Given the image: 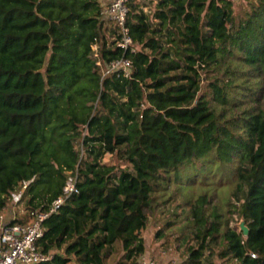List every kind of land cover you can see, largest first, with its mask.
Returning <instances> with one entry per match:
<instances>
[{
	"label": "trees",
	"instance_id": "16d2710c",
	"mask_svg": "<svg viewBox=\"0 0 264 264\" xmlns=\"http://www.w3.org/2000/svg\"><path fill=\"white\" fill-rule=\"evenodd\" d=\"M234 1L130 3L125 51L103 0H0V211L20 184L27 210L78 189L45 220L38 264H106L117 243L140 264L150 212L184 215L185 264H264V0ZM124 55L131 77L104 75Z\"/></svg>",
	"mask_w": 264,
	"mask_h": 264
},
{
	"label": "built area",
	"instance_id": "2783aa9c",
	"mask_svg": "<svg viewBox=\"0 0 264 264\" xmlns=\"http://www.w3.org/2000/svg\"><path fill=\"white\" fill-rule=\"evenodd\" d=\"M130 3L140 5L144 10L148 3H157V0H103L101 15L106 22L114 25L117 34L113 39L121 49L134 50V39L127 25ZM146 5V6H145ZM97 52V44L93 45ZM101 66V62H97ZM133 70L132 61L125 55L112 60L104 75L118 72L124 77H131ZM144 106V105H143ZM28 188L27 184H20L13 192L10 204L20 206ZM63 194L56 198L47 209H29L25 212V219L16 222V218L9 220L6 214L0 211V264H38L51 258V253H44L38 245L39 239L44 233L45 220L57 212L66 200L75 192H78L75 178H70L64 187ZM170 250V249H169ZM254 256V254H253ZM140 264H179L176 259L160 260L148 254H143Z\"/></svg>",
	"mask_w": 264,
	"mask_h": 264
},
{
	"label": "rangeland",
	"instance_id": "374dc122",
	"mask_svg": "<svg viewBox=\"0 0 264 264\" xmlns=\"http://www.w3.org/2000/svg\"><path fill=\"white\" fill-rule=\"evenodd\" d=\"M248 1L249 0H235V10L241 11L243 8H248ZM253 1V0H251ZM154 3H148L145 11L149 12L151 11V9L155 8ZM107 25H109L107 23ZM112 25L110 24V27ZM105 161L107 162H116V163H120L119 160H117V158L115 159V157L107 155L105 157ZM183 189H186L187 186L183 185L181 186ZM226 188L223 189H219V196H217L216 194H214V202H220L221 199L224 197L225 193H226ZM230 190V189H229ZM181 199L178 197V201L177 200H173L174 204H177ZM27 199L23 200V202L20 204V212H26L27 210ZM161 209H165L164 213H166L167 211H171L173 210L172 205L170 204L169 207L166 206L165 208H161ZM227 209V208H225ZM231 210H234V207L230 208ZM182 208H178V212L181 211ZM228 210V209H227ZM22 214V213H21ZM151 214V221L149 224V229L147 231V236H149V238L151 237H155L157 240H155L156 242H158V246L160 248V251H163V254L168 253V259L169 258H174L177 260V262L179 264H185L186 260L188 259L190 253H191V248L192 247H198L197 244V240L194 238V236L191 234L190 229L187 228L185 229V222L184 221V215L182 216H174V215H159V212L157 213H152ZM170 216V217H169ZM230 217V226L234 227L237 230H241L240 229V222L242 220V217L238 214V213H230L229 214ZM160 219V220H159ZM171 221L172 225H174L173 227H171V229H166L164 230L163 236L161 238L157 237V232L158 230H160V228H163L166 224V222ZM185 229V231H184ZM184 231V232H183ZM170 249V250H169ZM114 257L112 260V263L115 264H123L124 262V257H123V250L121 247L120 243H117L114 248ZM118 253V254H117ZM152 256V255H150ZM153 258H156L154 256H152ZM117 261V262H116ZM202 264H235L233 262H231V260L229 259H222L220 258L217 254L214 256H210L209 255V250L206 252V254L202 257Z\"/></svg>",
	"mask_w": 264,
	"mask_h": 264
},
{
	"label": "crops",
	"instance_id": "0c3cea01",
	"mask_svg": "<svg viewBox=\"0 0 264 264\" xmlns=\"http://www.w3.org/2000/svg\"><path fill=\"white\" fill-rule=\"evenodd\" d=\"M20 211H21L20 206H15L14 204H9L7 206V208L5 209V211H3V212L6 214V216L9 220H13V217H14V218H16V220L19 219L22 221L23 219H25L26 214H25V212H20ZM148 229H149V226L147 227V229L144 233L145 245H146L145 254L152 255V256L156 257L157 259H160V260H167L169 254L168 253L163 254V251L162 252L160 251V248L157 244L158 242L155 241V240H157L155 237L149 238L150 235L147 236ZM113 248L114 247L109 248V250H108V257L106 259V264H115V263H112V260L114 257ZM122 254H124V251L122 252ZM72 264H78V263L75 260H73ZM123 264H129V261L124 260Z\"/></svg>",
	"mask_w": 264,
	"mask_h": 264
},
{
	"label": "water",
	"instance_id": "95a60500",
	"mask_svg": "<svg viewBox=\"0 0 264 264\" xmlns=\"http://www.w3.org/2000/svg\"><path fill=\"white\" fill-rule=\"evenodd\" d=\"M240 229H241V231L243 232V234L245 236H248V234H249V227L247 226L246 219L244 217H242V220L240 222Z\"/></svg>",
	"mask_w": 264,
	"mask_h": 264
}]
</instances>
